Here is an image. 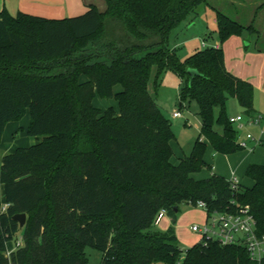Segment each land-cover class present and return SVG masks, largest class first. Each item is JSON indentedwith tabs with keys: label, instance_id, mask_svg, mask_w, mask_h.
I'll use <instances>...</instances> for the list:
<instances>
[{
	"label": "trees",
	"instance_id": "1",
	"mask_svg": "<svg viewBox=\"0 0 264 264\" xmlns=\"http://www.w3.org/2000/svg\"><path fill=\"white\" fill-rule=\"evenodd\" d=\"M104 1L102 10L89 3L61 18L0 10V140L6 124L26 114L27 135L39 138L1 156L0 264H86V246L101 250L100 264H256L239 243L206 239L184 249L154 219L164 208L174 222L180 205L198 200L207 212L246 206L264 234V165L246 168L250 187L233 188L214 173L194 176L211 168L208 144L221 153L242 148L225 102L234 97L249 117L254 88L226 69L221 44L247 30L263 50L261 30L254 19L244 25L216 10L219 45L181 61L168 32L207 0ZM153 65L156 86L171 70L183 83L181 101L199 105L198 136L177 162L172 121L147 89ZM189 67L200 75L190 80ZM96 95L114 97L118 109L96 107ZM217 106L221 132L213 128ZM16 213L25 214L22 227ZM19 237L7 253L6 243Z\"/></svg>",
	"mask_w": 264,
	"mask_h": 264
},
{
	"label": "rangeland",
	"instance_id": "2",
	"mask_svg": "<svg viewBox=\"0 0 264 264\" xmlns=\"http://www.w3.org/2000/svg\"><path fill=\"white\" fill-rule=\"evenodd\" d=\"M89 1L96 4L99 9H104V0H0V10L4 8L9 14L14 15L17 11L28 12L31 14H37L48 18H57L63 16H73L75 14L83 12L86 7L84 3ZM264 0H207L206 4H201L197 7L196 11L186 13L182 19L176 22L168 32V47L175 49L177 56L181 61H185L187 56L191 55L195 51L202 49L203 41L206 39L209 44L213 40L218 39V24L216 21V10L231 16L233 19L238 20L240 23L246 25L252 19H254L255 25L262 30L264 28V5L261 9L257 10V6L261 5ZM212 36L213 40H210ZM237 37H231L221 44L223 56L225 57V63L230 71L242 70L243 64L247 60L254 62L257 61L253 56H249L256 48V42L254 33L244 31L241 35H235ZM247 42H249L247 44ZM156 67L153 65L150 69V77L147 83V89L157 103L161 106L164 116L172 121V129L174 138L171 139L170 145L173 151L171 161L177 162L181 157L188 155L191 151L193 142L198 136L200 126L199 105L196 100L186 97L181 101V90L183 83L179 76L173 71H165L159 80V84L155 85ZM114 90L119 91L120 86H114ZM93 104L102 110L107 109L109 106H113L118 109L117 101L114 97L101 98L96 95L93 98ZM181 102L182 105L179 103ZM239 103L234 98H227L225 105V114L227 117L233 116L237 113L236 107L233 109L230 105ZM181 111L180 117H173L172 111ZM221 111L220 106L214 108L213 128L215 131L221 132L223 125L221 122L216 121ZM29 117L24 116L22 119L11 122L10 127L12 129L16 127L12 134L4 132L2 140H0V164L1 156L5 153L13 152V148L19 146L30 145L36 140L35 137L28 136L26 130H23L26 120ZM9 125V124H8ZM238 131V141L242 142L245 127L239 128L237 123L233 124ZM39 138H37L38 140ZM28 141V143H27ZM27 143V144H26ZM205 159L211 166L204 167V169L194 175L199 178L211 174L215 171L213 166L214 158L212 154L217 156L224 154L212 149L208 144L206 147ZM220 166L225 167L223 160L219 163ZM242 186L251 184V181L246 176H242L240 180ZM2 183L0 182V197L3 195ZM206 213L204 210L193 206L182 204L177 212V219L172 222L169 215H166L156 226L160 230L166 231L171 228L175 233L178 244L182 248H189L194 243L202 242V235L193 232L190 229L192 224L202 225L206 220ZM87 255L86 264H100L102 252L98 248L90 246L85 247ZM156 264H173L171 262L159 261ZM178 264V263H175Z\"/></svg>",
	"mask_w": 264,
	"mask_h": 264
},
{
	"label": "crops",
	"instance_id": "3",
	"mask_svg": "<svg viewBox=\"0 0 264 264\" xmlns=\"http://www.w3.org/2000/svg\"><path fill=\"white\" fill-rule=\"evenodd\" d=\"M89 3H93V2L89 1L88 3H84V6L86 7V9H87V6ZM26 13H28V12H26ZM81 13H78V14H81ZM29 14H31V13H29ZM78 14H75V15H78ZM34 15H37V14H34ZM38 16H40V15H38ZM63 17H72V16H63ZM58 18H61V17H58ZM231 37L233 38V37H237V36L231 35ZM231 37H229L227 39V41L229 39H231ZM259 37L260 38L264 37V28H262L261 34ZM254 38L256 39L255 40L256 48L253 52H251L248 55L253 56L254 58L257 59V61L251 62V61L247 60V62H245L243 64L242 70H239V71H233V70L230 71L227 68L226 63H225L226 69L228 71H230L231 73H234L235 75H237L238 77H240L246 81H249L251 83V85L253 86V88H254L253 100H252L253 111L251 112V116H249V117H259V120L257 122H252V123L247 124L249 117L244 115L243 108L240 106V104L237 106L235 104V102H233L234 104L230 105V107L232 109H233V106L236 107L237 113L235 115L241 114L244 116L245 125H243V127H245L246 131L244 133L245 135L243 137V141L239 142L240 145L242 146V148L240 150H237L233 153H224L222 155L219 154L218 156L214 153L212 154V158H214V160H212L213 161L212 163H213V166L215 169V171L212 173L217 174L219 176L221 175L226 180L230 179L232 176H234V177L236 176L238 181H239V178H240V180H242V176H245L246 168L251 163L264 165V49L258 50L257 44L259 41L257 40V36L255 33H254ZM209 39L213 40L212 36H210ZM203 40H205L206 44H208V45H215V44L219 45L218 39L213 40V42H211V44H209L206 39H202V41ZM248 43L249 42H247V44ZM81 79L85 80V76H82ZM27 115L28 114H26L25 116H27ZM235 115H233V116H235ZM233 116H229V117H233ZM28 117H29V115H28ZM28 122H29V119L26 120V122L24 124L25 126H23V128H24L23 130H27ZM10 124H11V122H8L6 124L5 130H4V132L7 131L8 134H12L13 130L17 127L16 126L12 129V127H10ZM4 132H3L2 136L4 135ZM250 133L252 134V137L248 138L247 134H250ZM37 138L38 137L34 138L36 140V142L38 141ZM27 143H28V141H27ZM0 145H1V143H0ZM26 146H29V145H26ZM26 146H19V147H26ZM15 148H13V149H15ZM221 160H223V164L225 167L220 166L219 163L221 162ZM209 175L210 174H208L206 176H209ZM194 176L196 177V175H194ZM206 176H204V177H206ZM196 178H199V177H196ZM250 181H251V184L244 185V186L250 187L253 183L252 180H250ZM239 183H240V181H239ZM2 188H3V185H2ZM2 192H3V195L0 197V200L2 203H4V188H3ZM14 249H16L15 241H9L6 243L7 253L12 252Z\"/></svg>",
	"mask_w": 264,
	"mask_h": 264
},
{
	"label": "built area",
	"instance_id": "4",
	"mask_svg": "<svg viewBox=\"0 0 264 264\" xmlns=\"http://www.w3.org/2000/svg\"><path fill=\"white\" fill-rule=\"evenodd\" d=\"M202 43L204 47L218 46L216 44L208 45L205 40H203ZM172 116L180 117L181 112L179 110H173ZM228 118L232 124L237 123L239 128H242L243 125H245V118L241 114ZM258 120L259 117H249L247 124L257 122ZM247 137H252V134H247ZM228 181L233 188H236V186L240 184L236 176H232L228 179ZM193 206L204 210L207 215L204 224H192L190 227L193 232L202 235V241L209 239L214 240L219 244H243L246 248L249 259L256 264H260L264 255V234H257L255 219L248 207H237L235 212H207V205L201 200H198L195 204H193ZM166 215V210L164 208H160L156 213L154 224L157 226ZM15 245L16 247L21 245V237L17 239Z\"/></svg>",
	"mask_w": 264,
	"mask_h": 264
},
{
	"label": "water",
	"instance_id": "5",
	"mask_svg": "<svg viewBox=\"0 0 264 264\" xmlns=\"http://www.w3.org/2000/svg\"><path fill=\"white\" fill-rule=\"evenodd\" d=\"M189 74L190 80L195 77V76H199L200 73L194 69V68H187L186 70ZM12 219H14L16 222L19 223V226L22 227L25 223V214L24 213H16L15 215L12 216Z\"/></svg>",
	"mask_w": 264,
	"mask_h": 264
}]
</instances>
